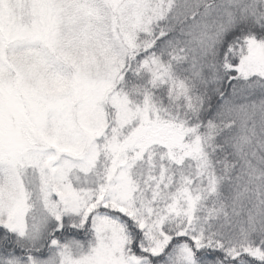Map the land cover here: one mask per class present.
Segmentation results:
<instances>
[{
	"label": "snow or ice",
	"instance_id": "snow-or-ice-1",
	"mask_svg": "<svg viewBox=\"0 0 264 264\" xmlns=\"http://www.w3.org/2000/svg\"><path fill=\"white\" fill-rule=\"evenodd\" d=\"M0 264H264V0H0Z\"/></svg>",
	"mask_w": 264,
	"mask_h": 264
}]
</instances>
